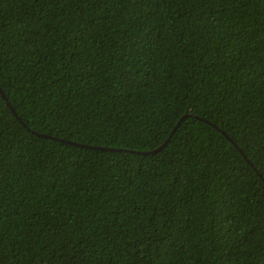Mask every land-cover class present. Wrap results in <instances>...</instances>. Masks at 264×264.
<instances>
[{"label":"trees","instance_id":"trees-1","mask_svg":"<svg viewBox=\"0 0 264 264\" xmlns=\"http://www.w3.org/2000/svg\"><path fill=\"white\" fill-rule=\"evenodd\" d=\"M0 88V264H264V0H0Z\"/></svg>","mask_w":264,"mask_h":264},{"label":"water","instance_id":"water-1","mask_svg":"<svg viewBox=\"0 0 264 264\" xmlns=\"http://www.w3.org/2000/svg\"><path fill=\"white\" fill-rule=\"evenodd\" d=\"M0 94L1 96L6 100L7 105L9 106V108L11 109V111L15 114V116H17L15 110L13 109V107L11 106V104L9 103V101L7 100L5 93L3 92V90L0 88ZM187 116V114H184L178 121L177 123L173 126L172 130L170 131L169 135L167 136V138L156 148H153L151 150H147V151H138L140 153L143 154H148V153H155L158 152L160 150H162L169 142L171 136L173 135V133L176 131V129L178 128L179 124L181 123V121ZM18 117V116H17ZM19 118V117H18ZM202 119V118H201ZM20 120V118H19ZM205 120V119H204ZM206 122L210 123L213 127L217 128L230 142H233L232 139L227 135L226 132H224L222 129L218 128L216 125L212 124L211 122L205 120ZM29 129V128H28ZM31 130V129H29ZM32 132L36 133L39 136L42 137H48V138H53V139H57L54 136L45 134V133H41V132H35L33 130H31ZM62 141L75 145V146H81V147H86V148H94V149H99V150H107V151H119L121 150L120 148H115V147H107V146H97V145H89V144H83V143H79L76 141H71V140H65V139H61ZM235 144V143H234ZM237 146V145H236ZM238 150L243 154V157L248 161L249 159L246 157V155L242 152V150L240 148H238Z\"/></svg>","mask_w":264,"mask_h":264},{"label":"snow or ice","instance_id":"snow-or-ice-1","mask_svg":"<svg viewBox=\"0 0 264 264\" xmlns=\"http://www.w3.org/2000/svg\"><path fill=\"white\" fill-rule=\"evenodd\" d=\"M247 239H248L247 234H241V241H242V242H247ZM231 255H232L231 252H228V253L225 254V264H227V259H228L229 257H231Z\"/></svg>","mask_w":264,"mask_h":264}]
</instances>
